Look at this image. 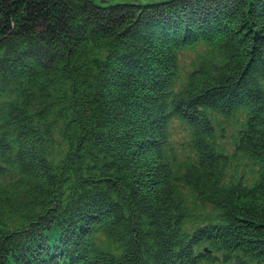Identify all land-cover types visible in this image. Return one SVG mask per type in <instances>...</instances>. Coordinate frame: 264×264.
I'll return each instance as SVG.
<instances>
[{
  "label": "trees",
  "instance_id": "16d2710c",
  "mask_svg": "<svg viewBox=\"0 0 264 264\" xmlns=\"http://www.w3.org/2000/svg\"><path fill=\"white\" fill-rule=\"evenodd\" d=\"M0 264H264V0H0Z\"/></svg>",
  "mask_w": 264,
  "mask_h": 264
},
{
  "label": "water",
  "instance_id": "95a60500",
  "mask_svg": "<svg viewBox=\"0 0 264 264\" xmlns=\"http://www.w3.org/2000/svg\"><path fill=\"white\" fill-rule=\"evenodd\" d=\"M170 0H91L92 3L98 5L100 8H106L119 5H136L140 7H147Z\"/></svg>",
  "mask_w": 264,
  "mask_h": 264
},
{
  "label": "rangeland",
  "instance_id": "374dc122",
  "mask_svg": "<svg viewBox=\"0 0 264 264\" xmlns=\"http://www.w3.org/2000/svg\"><path fill=\"white\" fill-rule=\"evenodd\" d=\"M195 55V53H187L186 55H185V59H188L189 57H191V56H194ZM189 61H187V63H188ZM224 140H225V143H227V137H225L224 138Z\"/></svg>",
  "mask_w": 264,
  "mask_h": 264
}]
</instances>
